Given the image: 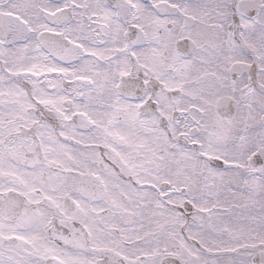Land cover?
I'll use <instances>...</instances> for the list:
<instances>
[{
	"label": "snow or ice",
	"instance_id": "snow-or-ice-1",
	"mask_svg": "<svg viewBox=\"0 0 264 264\" xmlns=\"http://www.w3.org/2000/svg\"><path fill=\"white\" fill-rule=\"evenodd\" d=\"M0 264H264V0H0Z\"/></svg>",
	"mask_w": 264,
	"mask_h": 264
}]
</instances>
